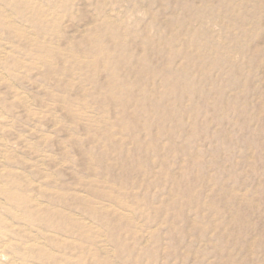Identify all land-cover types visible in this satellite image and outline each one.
Listing matches in <instances>:
<instances>
[{
	"label": "rangeland",
	"instance_id": "obj_1",
	"mask_svg": "<svg viewBox=\"0 0 264 264\" xmlns=\"http://www.w3.org/2000/svg\"><path fill=\"white\" fill-rule=\"evenodd\" d=\"M28 1L0 0V264H264V0Z\"/></svg>",
	"mask_w": 264,
	"mask_h": 264
},
{
	"label": "bare ground",
	"instance_id": "obj_2",
	"mask_svg": "<svg viewBox=\"0 0 264 264\" xmlns=\"http://www.w3.org/2000/svg\"><path fill=\"white\" fill-rule=\"evenodd\" d=\"M15 1V0H14ZM28 1V0H27ZM159 1V0H158ZM177 1H179V0H177ZM214 1V0H213ZM225 1V0H224ZM237 1V0H236ZM247 1V0H246ZM13 2V1H12ZM23 2V1H22ZM59 2V1H58ZM119 2V1H118ZM240 2V1H239ZM28 3H29V1H28ZM121 3V2H120ZM164 3V2H163ZM168 3H170V2H168ZM188 3H189V1H188ZM187 3V4H188ZM203 3H204V7L206 6L207 8H209L210 6H211V1H209V0H204L203 1ZM25 4V3H24ZM181 4V3H180ZM179 4V5H180ZM214 4V3H213ZM245 4V3H244ZM7 5V4H6ZM14 5V4H13ZM19 5V4H18ZM160 5V4H159ZM186 5V4H185ZM238 4L236 3V6H237ZM240 5V4H239ZM8 6H9V4H8ZM161 6V5H160ZM178 6V5H177ZM181 6V5H180ZM197 6V5H196ZM222 6V4H220V7ZM231 6V5H230ZM235 6V7H236ZM241 7H242V4L240 5ZM10 7V6H9ZM14 7H16V6H14ZM19 7H21V6H19ZM44 7V6H43ZM166 7V6H165ZM189 7H191V8H194L195 7V4H194V2H191V3H189ZM188 7V8H189ZM8 8V7H7ZM16 8H18V7H16ZM105 8V7H104ZM103 8V9H104ZM161 8V7H160ZM178 8V7H177ZM240 8V7H239ZM238 8V10H240ZM22 9V8H21ZM162 9V8H161ZM163 9H164V7H163ZM169 9V8H168ZM190 9V8H189ZM165 10H166V8H165ZM221 10V9H220ZM230 10V9H229ZM20 11V10H19ZM39 11V10H38ZM108 11V10H107ZM106 11V12H107ZM194 11V10H193ZM197 11V10H196ZM206 11L208 12V10L206 9ZM117 12V11H116ZM159 12H160V9H159ZM176 12V11H175ZM185 12V11H184ZM206 12V13H207ZM211 12V10L209 11V13H207L208 14V16L211 14L210 13ZM260 12H261V10H260ZM102 13V12H101ZM104 13V12H103ZM119 13V12H118ZM117 13V14H118ZM196 14H197V12H195ZM10 14H12V13H10ZM20 14V13H19ZM35 14V13H34ZM43 14V13H42ZM65 14V13H64ZM116 14V13H115ZM160 14V13H159ZM166 14H167V12H166ZM182 14H184L183 12H182ZM185 14H186V12H185ZM193 14V13H192ZM223 14H224V12L222 13V16H223ZM41 15V14H40ZM104 15V14H103ZM164 15V14H163ZM189 15V14H188ZM212 15V14H211ZM216 15H219V14H216ZM224 15H226V14H224ZM227 15H228V13H227ZM229 15H230V13H229ZM233 15V14H232ZM247 15V14H246ZM10 16V15H9ZM16 16V15H15ZM36 16H37V14H36ZM112 16V15H111ZM174 16V15H173ZM178 16V15H177ZM221 16V17H222ZM39 17V16H38ZM123 17V16H122ZM138 17V16H137ZM161 17V16H160ZM210 17V16H209ZM232 17V16H231ZM233 17H234V15H233ZM232 17V18H233ZM239 17V16H238ZM40 18V17H39ZM194 18V17H193ZM201 18H203V17H201ZM208 18V17H207ZM224 18V17H223ZM11 19V18H10ZM36 19V18H35ZM38 19V18H37ZM102 19V18H101ZM117 19V18H116ZM115 19V20H116ZM176 19V18H175ZM197 19V18H196ZM9 20V19H8ZM12 20V19H11ZM159 20H161V18H159ZM168 20V19H167ZM204 20V19H203ZM228 20V19H227ZM235 20V19H234ZM186 21V20H185ZM197 21V20H196ZM229 21V20H228ZM35 22V21H34ZM137 22V21H136ZM161 22V21H160ZM165 22V21H164ZM201 22H203V21H201ZM22 23V22H21ZM39 23V22H38ZM40 23H43V22H40ZM39 23V24H40ZM169 23V22H168ZM171 23V22H170ZM176 23V22H175ZM233 23V22H232ZM12 24V23H11ZM29 24V23H28ZM101 24H102V22H101ZM116 24V23H115ZM138 24V23H137ZM201 24V23H200ZM41 25V24H40ZM49 25V24H48ZM47 25V26H48ZM173 25V24H172ZM175 25V24H174ZM176 25H177V23H176ZM187 25V28H186V31H188L187 33H189L190 35L192 34V33H194V34H198V32L200 31V33H201V31H203V30H201L200 29V27H199V29L198 28H194L193 27V20H190V21H188V19H187V21H186V24H185V26ZM224 25V24H223ZM16 26V25H15ZM95 26V25H94ZM184 26V27H185ZM196 26V25H195ZM205 26V25H204ZM7 27H9V26H7ZM13 27V26H12ZM152 27V26H151ZM228 27V26H227ZM17 28V27H16ZM15 28V29H16ZM19 28H20V26H19ZM18 28V29H19ZM92 28V27H91ZM101 28V27H100ZM141 28V27H140ZM180 28V27H179ZM11 29V28H10ZM22 29H23V27H22ZM41 29H42V27H41ZM156 29H157V31L159 32V33H165V31H166V27H163V26H156ZM185 29V28H184ZM205 29V28H204ZM210 29V28H209ZM227 29V28H226ZM225 29V30H226ZM43 30V29H42ZM175 30H178L177 28H175ZM212 30V29H211ZM15 31V30H14ZM17 31V30H16ZM20 31V30H19ZM41 31V30H40ZM44 31V30H43ZM138 31V30H137ZM141 31V30H140ZM230 31V30H229ZM104 32V31H103ZM102 32V33H103ZM179 32V31H178ZM204 32V31H203ZM212 32H214V31H212ZM211 32V33H212ZM41 33V32H40ZM43 33V32H42ZM91 33H92V30H91ZM132 33V32H131ZM185 33V32H184ZM210 33V34H211ZM25 34V33H24ZM138 34V33H137ZM201 34H203V33H201ZM209 34V35H210ZM26 35V34H25ZM28 35V34H27ZM173 35V34H172ZM181 35H183V34H181ZM187 35V34H186ZM205 35H206V33H205ZM216 35V34H215ZM222 35H223V33H222ZM235 35V34H234ZM233 35V36H234ZM86 36V35H85ZM85 36H84V38H85ZM90 36V35H89ZM92 36V35H91ZM121 36H123V35H121ZM188 36V35H187ZM194 35H192V37H193ZM134 37V36H133ZM159 37V36H158ZM167 37V36H166ZM190 38H191V36H189ZM207 37V36H206ZM205 37V38H206ZM214 37V36H213ZM231 37V36H230ZM36 38H38V37H36ZM47 38V37H46ZM51 38V37H50ZM87 38V40H88V37H86ZM164 38V37H163ZM188 38V37H187ZM202 38H204V37H202ZM219 38H220V36H219ZM116 39V38H115ZM114 39V40H115ZM159 40H160V38H158ZM209 39H210V37H209ZM209 39H207V40H209ZM235 39V38H234ZM44 40V39H43ZM119 40V39H118ZM117 39H116V41H118ZM192 40V39H191ZM190 40V41H191ZM197 40H199V38L197 39ZM34 41V40H33ZM103 41V40H102ZM136 41V40H135ZM177 41V40H176ZM190 41H189V43H190ZM104 42V41H103ZM106 42V41H105ZM154 42V41H153ZM152 42V43H153ZM182 42V41H181ZM187 42V41H186ZM186 42H185V46H186ZM194 42V41H193ZM198 42V41H197ZM235 42V41H234ZM247 42V41H246ZM70 43V42H69ZM102 43V42H101ZM118 43V42H117ZM116 43V44H117ZM143 43V42H142ZM142 43H140V44H142ZM221 43V42H220ZM37 44H38V42H37ZM103 44V43H102ZM121 44V43H120ZM160 44H161V42H160ZM159 44V45H160ZM181 44H183V43H181ZM204 44H206V42H204ZM208 44V43H207ZM251 44V43H250ZM175 45V44H174ZM210 45H212V44H210ZM215 45V44H214ZM216 45H218L217 43H216ZM224 45V44H223ZM233 45V44H232ZM71 46V45H70ZM75 46H77V45H75ZM80 45H78V47H79ZM110 46V45H109ZM118 46V45H117ZM116 46V47H117ZM130 46H132V45H130ZM144 46V45H143ZM170 46V45H169ZM177 46V45H176ZM189 46H191V43H190V45ZM198 46V45H197ZM202 46L203 45H201L200 47L202 48ZM205 46V45H204ZM218 46H220V45H218ZM225 46V45H224ZM42 47V46H41ZM119 47H120V45H119ZM145 47V46H144ZM144 47H142V48H144ZM210 47V46H209ZM222 47V46H221ZM106 48V47H105ZM112 48H113V45H112ZM156 48V47H155ZM158 48H159V46H158ZM119 50L121 49V48H118ZM178 49V48H177ZM213 49V48H212ZM214 49H215V47H214ZM71 50V49H70ZM137 50H139V48L137 49ZM145 50V49H144ZM76 51V50H75ZM78 51V50H77ZM102 52H104L103 54H105V52H112L111 51V49H110V47L108 48V50L107 51H105L104 49L103 50H101ZM143 51V50H142ZM204 51V50H203ZM205 51H207L206 49H205ZM212 51V50H211ZM181 52V51H180ZM185 52V51H184ZM215 52V51H214ZM222 52V51H221ZM224 52V51H223ZM227 52V51H226ZM58 53V52H57ZM71 53V52H70ZM78 53V52H77ZM116 53V52H115ZM136 53H137V51H136ZM230 53V52H229ZM69 54V53H68ZM224 54V53H223ZM56 55V54H55ZM59 55V54H58ZM198 55V54H197ZM229 55V54H228ZM76 56H78V55H76ZM160 56V55H159ZM227 56V55H226ZM243 56V55H242ZM83 57H85L84 55H83ZM126 57L128 58H130V59H135V56L134 55H132V54H130L129 53V55L127 54L126 55ZM180 57V56H179ZM231 57H232V55H231ZM157 58V57H156ZM214 58V57H213ZM93 59V58H92ZM144 59H146L147 61L149 60H151V57H150V52H146V54H145V57H144ZM200 59V58H199ZM206 59V58H205ZM67 60V59H66ZM80 60V59H79ZM168 60V59H167ZM183 60V59H182ZM212 60V59H211ZM223 60V59H222ZM230 60V59H229ZM51 61V60H50ZM53 61V60H52ZM88 61V60H87ZM156 61H157V59H156ZM155 61V62H156ZM90 62V61H89ZM169 62H170V60H169ZM224 62V61H223ZM205 63V62H204ZM231 63V62H230ZM246 63V62H245ZM98 64V63H97ZM183 64V63H182ZM224 64H226V62L224 63ZM239 64V63H238ZM85 65V64H84ZM105 65V64H104ZM170 65V64H169ZM190 65V64H189ZM230 65V64H229ZM243 65V64H242ZM74 66V65H73ZM164 66V65H163ZM165 66H168V65H165ZM172 66V65H171ZM213 66H215V65H213ZM212 66V67H213ZM226 66H228V65H226ZM161 67V66H160ZM159 67V68H160ZM105 68V67H104ZM224 68H226L225 66H224ZM239 68V67H238ZM249 68V67H248ZM183 69V68H182ZM54 70V69H53ZM97 70H99V69H97ZM156 70V69H155ZM242 70V69H241ZM212 71H214V70H212ZM232 71V70H231ZM234 71V70H233ZM237 71V70H236ZM191 72V71H190ZM224 72V71H223ZM195 73V72H194ZM234 73H236V72H234ZM225 74V73H224ZM134 75V74H133ZM227 75V74H226ZM235 75V74H234ZM165 76V75H164ZM188 77V76H187ZM197 77V76H196ZM151 78V77H150ZM168 78V77H167ZM174 78V77H173ZM152 79V78H151ZM250 80V79H249ZM150 81H153V80H150ZM220 81V80H219ZM247 82V81H246ZM250 82V81H249ZM111 83V82H110ZM61 84V83H60ZM195 84H196V82H195ZM231 84V83H230ZM155 85V84H154ZM232 85V84H231ZM152 86V85H151ZM176 86V85H175ZM188 86V85H187ZM121 87V86H120ZM155 87V86H154ZM205 87V86H204ZM224 87V86H223ZM223 87H221V88H223ZM195 88V87H194ZM193 88V89H194ZM153 90V89H152ZM196 90V89H195ZM216 90V89H215ZM228 90V89H227ZM107 91V90H106ZM151 91V90H150ZM214 91V90H213ZM231 91V90H230ZM233 91V90H232ZM147 91L146 90H144V94L146 93ZM160 92V91H159ZM72 93V92H71ZM190 93H193V92H190ZM221 93V92H220ZM130 94H132V93H130ZM134 94V93H133ZM194 94V93H193ZM192 94V95H193ZM200 93H198V95H199ZM222 94V93H221ZM234 95H235V93H234ZM263 95V94H262ZM212 96V95H211ZM108 97V96H107ZM218 97V96H217ZM236 97V96H235ZM119 99V98H118ZM221 99V98H220ZM228 99V98H227ZM229 100V99H228ZM232 100V99H231ZM119 101V100H118ZM166 101V100H165ZM235 101V100H234ZM169 103V102H168ZM202 103V102H201ZM201 103H198V104H201ZM146 104V103H145ZM214 106V105H213ZM200 107H202L201 105H200ZM111 108V107H110ZM206 108V107H205ZM125 109V108H124ZM209 111V110H208ZM216 115V114H215ZM182 118V117H181ZM122 119V118H121ZM120 120V119H119ZM223 120V119H222ZM90 121V120H89ZM95 121H97V120H95ZM175 121V120H174ZM114 122H116V121H114ZM161 122V121H160ZM173 122V121H172ZM109 123V122H108ZM135 124H136V122H134ZM174 123V122H173ZM88 124V123H87ZM117 125H120V124H117ZM122 126V125H121ZM136 127V126H135ZM238 127V126H237ZM120 128V127H119ZM119 130V129H118ZM121 132V131H120ZM105 133V132H104ZM112 133V132H111ZM122 133V132H121ZM141 134V133H140ZM106 135V134H105ZM112 135H113V133H112ZM115 136V135H114ZM141 136V135H140ZM144 136V135H143ZM187 136V135H186ZM173 138V137H172ZM122 141V140H121ZM193 141V140H192ZM263 142V141H262ZM144 143H146V142H144ZM144 143H142L143 145H144ZM163 143H164V141H163ZM199 143V142H198ZM200 145L202 144V143H199ZM142 145V146H143ZM74 146V145H73ZM133 146H135V145H133ZM147 146H149L148 144H147ZM167 147V146H166ZM179 147V146H178ZM154 148V147H153ZM168 148V147H167ZM84 149V148H83ZM113 149V148H112ZM191 149V148H190ZM190 149H189V152H191L190 151ZM85 150V149H84ZM133 150V149H132ZM147 150V149H146ZM152 150V149H151ZM169 150V149H168ZM167 149H166V151H168ZM134 151V150H133ZM170 151V150H169ZM168 151V152H169ZM202 151V150H201ZM209 151V150H208ZM242 152V151H241ZM208 153V152H207ZM209 153H211V152H209ZM86 154V153H85ZM84 154V155H85ZM88 154V153H87ZM90 154V153H89ZM139 154V153H138ZM155 155V154H154ZM86 156V155H85ZM91 156V155H90ZM188 156V155H187ZM89 157V156H88ZM181 157V156H180ZM215 157V156H214ZM127 158H128V156H127ZM146 158V157H145ZM155 158V157H154ZM260 160V159H259ZM122 161V160H121ZM184 161V160H183ZM182 161V162H183ZM187 162V161H186ZM256 162V161H255ZM93 163H95V162H93ZM101 163V162H100ZM157 163V162H156ZM159 163V162H158ZM90 164V163H89ZM159 164H161V163H159ZM205 164V163H204ZM104 165V164H103ZM114 165V164H113ZM158 165V164H157ZM111 166V165H110ZM185 167L187 166V165H184ZM201 166H202V164H201ZM185 167H183V168H185ZM211 167V166H210ZM182 168V167H181ZM180 168V169H181ZM188 168V167H187ZM203 168V167H202ZM215 168V167H214ZM225 168V167H224ZM91 169V168H90ZM179 169V168H178ZM192 169V168H191ZM94 171V170H93ZM191 171V170H190ZM89 172V171H88ZM176 172V171H175ZM180 172H181V170H180ZM179 172V173H180ZM186 173V170L185 171H183L182 170V174H185ZM188 172V171H187ZM129 173V172H128ZM127 173V174H128ZM190 173V172H189ZM212 173V172H211ZM193 175H194V173H192ZM191 174V175H192ZM91 175H92V173H91ZM111 175V174H110ZM169 175V174H168ZM101 176V175H100ZM139 176V175H138ZM192 177H194V176H192ZM175 178V177H174ZM6 179V178H5ZM91 179V178H90ZM170 179H172V178H170ZM190 179H191V177H190ZM193 179H195V178H193ZM109 180V179H108ZM108 180H107V182H108ZM155 180V179H154ZM188 180H189V177H188ZM196 180V179H195ZM175 181V180H174ZM179 181V180H178ZM190 181V180H189ZM197 181V180H196ZM195 181V182H196ZM156 182V181H155ZM188 182V181H187ZM209 182V181H208ZM250 182V181H249ZM92 183V182H91ZM106 183V182H105ZM176 183V182H175ZM219 183V182H218ZM114 184H115V182H114ZM123 184V183H122ZM187 184V183H186ZM194 184V183H193ZM193 184H191V185H193ZM252 184V183H251ZM16 185V184H15ZM121 185V184H120ZM177 185V184H176ZM191 185L189 186V187H191ZM203 185V184H202ZM207 185H210V184H207ZM212 185V184H211ZM105 186V185H104ZM178 186V185H177ZM184 186H185V184H184ZM122 187H124V186H122ZM188 187V188H189ZM249 187V186H248ZM110 188V187H109ZM220 188H222V187H220ZM129 189V188H128ZM127 189V190H128ZM170 189V188H169ZM171 189H172V187H171ZM246 189H248V188H246ZM23 190V189H22ZM108 190V189H107ZM110 190H112V189H110ZM177 191V190H176ZM225 191V190H224ZM94 192V191H93ZM180 192V191H179ZM213 192H215V190L213 191ZM217 193H218V191H216ZM3 193V192H2ZM9 193V192H8ZM208 193V192H207ZM221 193H222V191H221ZM226 193V192H225ZM214 194L215 193H213V196H214ZM229 194V193H228ZM2 195V194H1ZM15 195V194H14ZM217 195H219V193L217 194ZM221 195V194H220ZM222 195H223V193H222ZM234 195V194H233ZM7 196V195H6ZM18 196H19V194H18ZM81 196V195H80ZM174 196H175V194H174ZM13 197V196H12ZM15 197V196H14ZM83 197H86V200H87V202L89 201V199L87 198L88 196H83ZM142 197V196H141ZM176 197V196H175ZM134 198V197H133ZM212 198V197H211ZM218 197H214L213 199H217ZM27 199H29V198H27ZM82 199V198H81ZM85 198H83V200H84ZM177 199V198H176ZM210 199V198H209ZM212 199V200H213ZM6 200V199H5ZM32 200V199H31ZM102 200H105L104 198L102 199ZM223 200V199H222ZM225 200V199H224ZM227 200V199H226ZM237 200V199H236ZM260 200V199H259ZM12 201V200H11ZM35 201V200H34ZM53 201V200H52ZM81 201V200H80ZM122 201V200H121ZM124 201V200H123ZM193 201V200H192ZM203 201V200H202ZM229 201V200H228ZM86 202V203H87ZM89 202H91V201H89ZM189 202V201H188ZM204 202V201H203ZM221 202V201H220ZM224 201H222V203H223ZM239 202V201H238ZM12 203V202H11ZM68 203V202H67ZM73 203V202H72ZM115 203V202H114ZM183 203V202H182ZM208 203V202H207ZM247 203V202H246ZM36 204V203H35ZM77 204V203H76ZM93 204H96V203H93ZM102 204L104 205V202H102ZM106 204V203H105ZM125 204H126V202H125ZM242 204H244V202L242 203ZM13 205V204H12ZM68 205V204H67ZM119 205V204H118ZM226 205V204H225ZM85 206H86V204H85ZM91 206H93L92 205V203H91ZM105 206V205H104ZM111 206V205H110ZM113 206V205H112ZM73 207V206H72ZM97 207V206H96ZM108 207V206H107ZM114 207V206H113ZM151 207V206H150ZM166 207V206H165ZM32 208V207H31ZM67 208H69V207H67ZM92 208H94V206L92 207ZM102 208H104V209H106L105 207H102ZM117 208V207H116ZM121 208H125V207H122L121 206ZM172 208V207H171ZM76 209V208H75ZM114 209V208H113ZM112 209V210H113ZM234 209V208H233ZM33 210V209H32ZM117 210V209H116ZM115 210V211H116ZM183 210V209H182ZM77 211V210H76ZM122 211V210H121ZM169 211V210H168ZM188 211V210H187ZM207 211V210H206ZM72 212V211H71ZM86 212V211H85ZM183 213V212H182ZM196 213V212H195ZM222 213V212H221ZM69 214V213H68ZM80 214V213H79ZM12 215V214H11ZM232 215V214H231ZM65 216V215H64ZM80 216H82V215H80ZM85 216H89V215H87L86 213H85ZM186 216V215H185ZM184 216V217H185ZM200 216V215H199ZM207 216V215H206ZM16 217V216H15ZM58 217V216H57ZM72 217H73V213H72ZM83 217V216H82ZM94 217V216H93ZM103 217V216H102ZM111 217V216H110ZM211 218V217H210ZM58 219V218H57ZM96 219V218H95ZM188 219V218H187ZM207 219H209L208 217H207ZM250 219V218H249ZM69 220V219H68ZM92 220H94V219H92ZM202 220V219H201ZM222 220H223V218H222ZM247 220V219H246ZM81 221H82V219H81ZM87 221H89L88 219H87ZM87 221H85V222H87ZM95 221V220H94ZM98 220H96V222H97ZM102 221V220H101ZM104 221V220H103ZM172 221H174V220H172ZM216 221V220H215ZM257 221V220H256ZM44 222V221H43ZM70 222V221H69ZM105 222V221H104ZM46 223H48V222H46ZM100 223V222H99ZM107 223V222H106ZM109 223V222H108ZM111 224V223H110ZM207 224V223H206ZM242 224V223H241ZM255 224V223H254ZM85 225H88V224H85ZM89 225H91V224H89ZM108 225V224H107ZM124 225V224H123ZM233 225H235V223H233ZM98 226V225H97ZM102 226V225H101ZM101 226H99L98 228L100 229L101 228ZM105 226V225H104ZM208 226V225H207ZM243 226V225H242ZM91 227V226H90ZM40 228V227H39ZM95 228H97V227H95ZM105 228V227H104ZM93 229V228H92ZM197 229V228H196ZM94 230H97V229H94ZM101 230V229H100ZM105 230H106V232H107V229L105 228ZM59 231V230H58ZM99 231V230H98ZM87 232V231H86ZM93 232H95V231H93ZM92 232V233H93ZM101 232H102V230H101ZM105 232V231H104ZM114 232V231H113ZM240 232H241V230H240ZM263 232H264V230H263ZM88 233V232H87ZM103 233V232H102ZM104 234V233H103ZM111 234V233H110ZM129 234V233H128ZM175 234V233H174ZM218 234V233H217ZM253 234V233H252ZM262 234V233H261ZM94 235H97V234H94ZM93 235V236H94ZM108 235V234H107ZM154 235V234H153ZM204 235V234H203ZM98 236H99V238H100V236H101V234L99 235L98 234ZM168 236V235H167ZM244 236V235H243ZM259 236V235H258ZM106 237V236H105ZM105 237H102V238H104L105 240H106V238ZM170 237V236H169ZM263 237V236H262ZM80 239V238H79ZM89 239V238H88ZM178 239V238H177ZM226 240H228V239H226ZM251 240V239H250ZM261 240V239H260ZM76 241V240H75ZM94 242H96V241H94ZM108 242H109V240H108ZM227 242V241H226ZM171 243H173V242H171ZM230 243V242H229ZM155 244V243H154ZM159 244V243H158ZM189 244H191V242L189 243ZM212 244V243H211ZM214 244V243H213ZM221 244V243H220ZM248 244V243H247ZM231 246V245H230ZM244 246H246V245H244ZM130 247V246H129ZM188 247V246H187ZM189 248V247H188ZM99 250V249H98ZM241 250V249H240ZM222 251V250H221ZM99 252H100V250H99ZM233 252V251H232ZM98 253V252H97ZM219 253V252H218ZM217 253V254H218ZM114 254V253H113ZM193 254H195V253H193ZM212 254V253H211ZM140 255V254H139ZM34 256V255H33ZM134 256V255H133ZM40 257V256H39ZM170 257V256H169ZM135 258V257H134ZM222 258V257H221ZM236 258V257H235ZM158 260V259H157ZM183 260H184V258H183ZM227 260V259H226ZM185 261H186V259H185ZM227 262V261H226ZM236 262V261H235ZM245 262V261H244ZM257 262V261H256ZM225 263V262H224ZM234 263V262H233ZM254 264H256L255 262H253ZM259 263V262H258ZM257 263V264H258ZM261 263V262H260ZM157 264V263H156ZM235 264V263H234ZM250 264H252V263H250Z\"/></svg>",
	"mask_w": 264,
	"mask_h": 264
}]
</instances>
